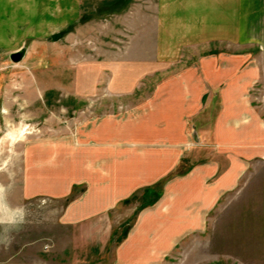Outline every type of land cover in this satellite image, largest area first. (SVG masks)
I'll return each instance as SVG.
<instances>
[{"label":"rangeland","instance_id":"rangeland-1","mask_svg":"<svg viewBox=\"0 0 264 264\" xmlns=\"http://www.w3.org/2000/svg\"><path fill=\"white\" fill-rule=\"evenodd\" d=\"M81 3L68 19L25 11L21 41L0 50V264H264V160L238 175L229 159L234 186L206 181V161L228 158L193 127L185 142H154L159 84L182 75L133 67L151 57L154 19L142 0ZM113 159L133 161L123 200L130 183L111 191L104 177ZM189 176L203 179L192 201L178 183Z\"/></svg>","mask_w":264,"mask_h":264},{"label":"crops","instance_id":"crops-1","mask_svg":"<svg viewBox=\"0 0 264 264\" xmlns=\"http://www.w3.org/2000/svg\"><path fill=\"white\" fill-rule=\"evenodd\" d=\"M154 1L155 4L142 0L141 5L144 15L152 17L155 23L143 35L148 34L152 40L142 47V55L151 57L136 62L138 68L133 67L156 72L175 68L182 74L175 80L164 77L159 84L163 89L159 90L158 102L163 107L158 108L157 117L149 119L147 124L161 129L157 133L162 138L154 137V142H169L172 137L176 142H185L187 128L193 127V133L204 134L212 149L220 152L222 158H228L226 165L225 161H206V181L218 175L221 183L232 182L235 186L238 177L231 175L230 160L238 161L234 164L238 175L253 160H264V0ZM81 6V0H0V50H10L21 41L20 24L27 23L21 21L25 11L31 17L34 15L32 19L37 22L38 14L54 13L56 7L60 8L61 17L68 19L74 8ZM151 8L154 13L150 12ZM203 119L204 127L200 126ZM125 136L131 142L127 140L128 144L135 142L131 133ZM110 163H116L117 168L113 176L103 172H107L104 177L108 184L113 183L111 191L117 190L120 176L123 177L120 182L130 183L118 194H126L121 198L126 199L134 191L133 161L113 159ZM124 163L129 171L120 174L118 167ZM85 176L86 179L76 182L90 183L89 175ZM190 176L178 183L190 191L192 201L193 190H199L196 186L203 179L193 180ZM95 179L100 181L98 177ZM144 179L149 182L153 176ZM210 191L213 193V189ZM119 201L116 199L115 205ZM83 205L90 206L88 199ZM108 209L107 205L100 206L91 214Z\"/></svg>","mask_w":264,"mask_h":264},{"label":"water","instance_id":"water-1","mask_svg":"<svg viewBox=\"0 0 264 264\" xmlns=\"http://www.w3.org/2000/svg\"><path fill=\"white\" fill-rule=\"evenodd\" d=\"M24 57H25V51L20 50L11 55V60L15 63H20L24 59Z\"/></svg>","mask_w":264,"mask_h":264}]
</instances>
